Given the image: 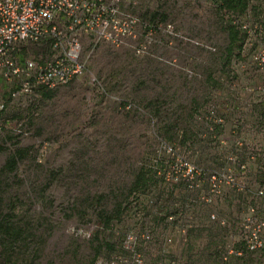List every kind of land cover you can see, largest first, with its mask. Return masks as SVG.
<instances>
[{
  "label": "rangeland",
  "instance_id": "obj_1",
  "mask_svg": "<svg viewBox=\"0 0 264 264\" xmlns=\"http://www.w3.org/2000/svg\"><path fill=\"white\" fill-rule=\"evenodd\" d=\"M135 2L133 8L128 0L123 5L141 22L147 23L153 12L165 16L152 24L148 39L140 29L135 43L145 45L144 52L135 54L129 43L113 47L88 39L83 73L49 91L50 96L39 91L12 99V86L0 84L5 104L0 113V218L22 232L12 247H0V264H100L107 255L119 253L123 231H137L141 214L128 211L102 228L97 211L113 208L159 139L174 143L191 160L217 153L210 146L201 145L197 152L191 146L195 117L211 106L231 110L222 138L231 136V125L242 117L238 112L248 108L241 136L248 146L264 142V95L242 91L245 84L264 83V74L249 64L255 41L245 39L239 56L234 52L224 64L226 33L213 0ZM250 4L249 16L240 21L247 18L246 23L264 28V0ZM166 25L171 32H165ZM30 50L38 58L48 54ZM220 78L235 87L230 89ZM17 148L28 152L13 171L3 170ZM254 169L249 166L244 180L254 178ZM174 193L179 194L178 188ZM241 201L253 200L234 194L231 200L218 199L216 209L235 216ZM257 202L264 211V200ZM181 221L177 215L154 222L150 241L138 239L146 264H156L163 247L172 256L181 255ZM163 236L170 242L163 243ZM231 263L252 264V259L233 257ZM258 263L264 264V257Z\"/></svg>",
  "mask_w": 264,
  "mask_h": 264
},
{
  "label": "built area",
  "instance_id": "obj_2",
  "mask_svg": "<svg viewBox=\"0 0 264 264\" xmlns=\"http://www.w3.org/2000/svg\"><path fill=\"white\" fill-rule=\"evenodd\" d=\"M128 5L133 8L135 0H128ZM140 29L148 39L151 27L125 8L123 0H0V84L12 86V99L31 96L40 90L53 91L83 73L82 52L86 40L113 47L129 43L135 54H140L146 50L145 45L135 43ZM240 29L245 32L247 42L255 41L249 64L258 75H263L264 28L260 24L241 22ZM165 32H171L169 25L165 26ZM32 48L48 54L44 58L35 57ZM219 82H224L223 78ZM234 87L233 83L229 85L230 89ZM242 91L246 96L264 95V83L245 84ZM4 110L5 104L0 101V113ZM230 111L210 107L204 117L207 130L211 131L213 125L223 128ZM245 113L248 115L251 110L245 108L243 114L238 112L242 117L235 119V123L242 122ZM213 138L222 147L231 142L224 162L210 167L197 165L179 154L176 147L160 143L157 150L169 159L164 179L183 180L190 203L211 207L207 220L225 230L218 252L221 261H228L230 257L251 258L252 264H259L258 259L264 257V211L257 202L264 200V142L248 146L233 131L228 138L220 135ZM249 166L255 168L250 182L243 176ZM234 194L247 195L253 201H241L235 216L221 214L216 209L217 200L222 197L231 200ZM182 220L178 233L180 242L184 243L192 217L186 215ZM142 237L148 239L149 235L144 233ZM170 240L167 237L165 242ZM122 246L129 252L128 257L115 255L100 264H145L135 250L132 232L125 235ZM169 264L182 262L176 258Z\"/></svg>",
  "mask_w": 264,
  "mask_h": 264
},
{
  "label": "trees",
  "instance_id": "obj_3",
  "mask_svg": "<svg viewBox=\"0 0 264 264\" xmlns=\"http://www.w3.org/2000/svg\"><path fill=\"white\" fill-rule=\"evenodd\" d=\"M216 5V12L218 16L221 18L222 28L226 33L227 44L224 49V59L225 63L228 64L230 57L234 54L238 57L240 53L241 46L243 41L246 39V34L243 30L240 29V19L242 17H248L250 11L252 10L251 0H213ZM223 17H226L223 19ZM165 18L164 15L153 12L150 14L148 18L147 24L152 27V24L157 21H163ZM243 20L242 22H246ZM151 24H150V23ZM255 23V22H251ZM260 24V23H256ZM261 25V24H260ZM262 26V25H261ZM224 80V79H223ZM223 84L229 86L231 81L228 82L226 79ZM41 95L43 97L50 96L49 91L40 90ZM214 107V106H211ZM210 108V107H209ZM206 111L199 113L195 117L196 125L194 130L191 129V132L196 137L195 144H191L194 151L197 152V148L203 146H210L217 150V153L208 157H201L198 160H191L184 156L178 147L175 146L174 143H170L163 139H159L156 142L155 147H153L151 158L149 156L145 157V159L141 162L139 167L133 174L132 182L128 188V190L121 195V198L116 201L113 208L111 210L100 209L97 211V216L99 217L100 224L103 227L107 228L111 225V222L114 218H119L123 216V214L129 211L137 214L138 212L141 214L140 218H138V228L135 231L132 228H126L119 242V253H111L107 255L101 261L108 260L110 257L115 255H120L124 257L129 256V252L125 250L122 246L123 241L125 239V235L128 232H132L135 237V250L140 253V250L137 248L138 239L142 242H149L151 234L153 233V223L156 225L159 220L163 219L165 221H169V217L179 216L180 219H183V216L191 215L192 221L191 225L186 229V241L182 243L181 247V255L180 256H172L169 251L163 247L158 253V260L156 264L164 263L169 264L172 259H179L182 264H229L231 263L230 258L228 261H221L219 259V246L223 243L224 239L222 236L225 234V230L223 228H219L214 225V223L207 220V212L210 210V206L203 205L201 203H190L188 201V192L185 190V182L183 180H176L174 182L166 181L164 179L167 163L169 161L168 157L160 150H157V147L160 143L168 144L177 148V152L183 155L185 158L190 160L191 162L197 165H203L205 167H210L211 165L222 164L224 162V156L227 151L230 149L229 145L225 149L223 146H219L214 143V138L220 135V131L222 128L213 125L211 131L207 130L208 123L204 120V117L207 114ZM216 108V107H215ZM220 109V108H218ZM229 116V114L227 115ZM226 116V117H227ZM224 119V122L226 120ZM246 119H242V122L236 121L231 125V132L233 131L235 135L241 136V130L245 127ZM192 134V135H193ZM202 135H204L202 137ZM242 137V136H241ZM230 140V139H229ZM180 142V140L178 141ZM192 141L190 140V143ZM231 142V140H230ZM228 142V144L230 143ZM214 143V144H213ZM0 147V151H1ZM28 152L27 148H17L14 152L7 158L3 170L13 171L16 168L18 160L22 159L23 156ZM203 160V161H201ZM178 188L179 194H175L174 190ZM130 198V200H129ZM144 199V202L139 205V199ZM131 201H133V206L130 208ZM141 206V208H140ZM139 207V209H138ZM200 209V211H199ZM138 211V212H136ZM161 216V217H159ZM170 219V220H173ZM183 220L180 225L182 226ZM21 230L13 227V225L7 221H4L0 218V247L2 251H5L7 248L12 247L17 238L21 235ZM144 233L149 235L148 239H144L142 236ZM204 235L205 238L204 244L201 249L197 250L198 238ZM166 236V235H165ZM163 236V243L167 237ZM180 241V239H178ZM166 243V242H165ZM99 246V245H98ZM105 246H108L105 244ZM100 247V246H99ZM98 247V248H99ZM196 250V251H195ZM198 252V253H197ZM97 251H95V255ZM141 254V253H140ZM142 256V254H141ZM143 257V256H142ZM238 258V257H235ZM144 259V258H143ZM11 260L9 259V262ZM145 262V260H144ZM15 264V263H9ZM146 264V262H145ZM232 264V263H231Z\"/></svg>",
  "mask_w": 264,
  "mask_h": 264
},
{
  "label": "crops",
  "instance_id": "obj_4",
  "mask_svg": "<svg viewBox=\"0 0 264 264\" xmlns=\"http://www.w3.org/2000/svg\"><path fill=\"white\" fill-rule=\"evenodd\" d=\"M221 214H225V213H223V212H220ZM226 215V214H225ZM204 235H201V237L200 238H198V240H197V243H199V245H197V250L198 249H201V247H202V245L204 244V242H206L205 241V238L203 237ZM196 251V250H195ZM198 253V252H197ZM231 258H233V257H230V260H231ZM229 264H231V263H229Z\"/></svg>",
  "mask_w": 264,
  "mask_h": 264
}]
</instances>
